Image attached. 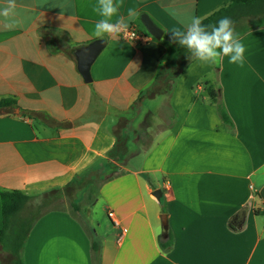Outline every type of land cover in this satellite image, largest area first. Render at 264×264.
Listing matches in <instances>:
<instances>
[{
	"label": "crops",
	"instance_id": "obj_1",
	"mask_svg": "<svg viewBox=\"0 0 264 264\" xmlns=\"http://www.w3.org/2000/svg\"><path fill=\"white\" fill-rule=\"evenodd\" d=\"M231 1L123 0L121 13H140L129 28L145 40L105 36L91 82L76 51L99 40L96 0H16V26L0 17V103L12 102L0 108V232L1 192L38 199L90 168L112 176L99 191L113 233L96 244L98 262L90 231L65 208L37 221L24 264H264V28L240 37L242 65L195 60L170 95L139 102L178 57L171 12L203 20ZM142 14L161 28V40L147 32ZM216 87L229 123L209 96ZM153 117L157 138L129 155L132 137L152 135ZM116 149L120 158H108ZM140 155V166L128 168ZM166 231L169 250L161 246ZM9 256L0 247V264Z\"/></svg>",
	"mask_w": 264,
	"mask_h": 264
},
{
	"label": "trees",
	"instance_id": "obj_2",
	"mask_svg": "<svg viewBox=\"0 0 264 264\" xmlns=\"http://www.w3.org/2000/svg\"><path fill=\"white\" fill-rule=\"evenodd\" d=\"M222 17H229L234 22L235 32L239 37H242L251 30L264 28V0H232L203 19L202 22L204 25L216 24ZM177 51L178 57L160 68L152 85L140 94L139 102L143 99H153L172 93L176 81L184 74L188 64L195 60L186 49L179 45ZM208 93L212 101L220 105L219 112L223 121L229 123L230 118L220 99L219 89L209 88ZM11 103L9 100H4L0 103V108L9 106ZM118 157L120 158V151L116 149L109 154L108 158L116 159ZM105 163L110 164L109 160ZM111 169L116 168L112 167ZM109 172L106 173L102 169L93 171L90 168L74 178L65 187L41 195L36 202L35 199L22 191L1 192L3 228L0 232V247L10 255L5 258L4 264H24V245L37 221L48 212L65 209L63 203L68 197L72 199L68 210L74 217H77L81 211L78 205L81 190H84L86 186L93 185L96 180H100L101 184L98 187L92 186L91 188L92 192L98 193L102 185L112 179ZM78 193L79 195H77ZM166 233V238L161 237V246L162 249L169 250L173 240L172 235L167 231ZM93 249L94 258L98 262L96 244H94Z\"/></svg>",
	"mask_w": 264,
	"mask_h": 264
},
{
	"label": "clouds",
	"instance_id": "obj_3",
	"mask_svg": "<svg viewBox=\"0 0 264 264\" xmlns=\"http://www.w3.org/2000/svg\"><path fill=\"white\" fill-rule=\"evenodd\" d=\"M122 7L123 0H96L93 11L100 19L94 24L93 31L102 42L105 36L118 38L127 32L130 23L139 17L136 8L129 7L125 15L121 13ZM16 8V0H6L0 6V17L4 18L9 28L16 26V22L10 20ZM171 15L176 20L170 31L171 42L178 43L193 58L206 65L222 64L225 57L230 64H243L246 49L229 17L220 18L216 24L204 25L199 16L185 17L175 10Z\"/></svg>",
	"mask_w": 264,
	"mask_h": 264
},
{
	"label": "rangeland",
	"instance_id": "obj_4",
	"mask_svg": "<svg viewBox=\"0 0 264 264\" xmlns=\"http://www.w3.org/2000/svg\"><path fill=\"white\" fill-rule=\"evenodd\" d=\"M193 62L191 63L188 62L189 64L187 68L190 67V65L193 64ZM215 89H220V88L216 87ZM170 94L171 93H169V95ZM219 106L220 105L217 104L218 110H219ZM168 112H169L168 104L167 103L165 104V102H162L160 113L162 114V116H166ZM151 120L148 121V125L146 129H149L148 131H151L152 135L142 134L141 135L142 142H137L136 141L137 138L132 137V141L130 143L129 155L136 153L138 149L147 148L148 145L150 144V141H152L154 137L157 138V134L155 135V133L157 132L156 124L159 123V120L156 119L155 117L151 118ZM148 136H150L151 139L148 138ZM129 158H131V156ZM142 159H143V156L141 157V155L139 156V158H135V159L131 158L132 161L130 162V165L128 166V168L134 169L136 167H139L140 166L139 164L142 161ZM100 184H101V181L96 180L93 185L86 186L84 190H81V193L79 192L81 198H80V201L78 202V205L80 206L81 211L78 213L77 217L85 225L86 229L90 231L95 244H101L104 237L109 236L110 233H113V225L111 223V219L108 217L103 201L99 200V192L94 193L91 191L92 186L98 187ZM79 193L77 195H79ZM71 200L72 199L68 197L64 201L63 205L64 204L65 205L63 207L69 208ZM34 201L36 202L38 201V199H35ZM3 260L4 262H6L5 258H3Z\"/></svg>",
	"mask_w": 264,
	"mask_h": 264
},
{
	"label": "water",
	"instance_id": "obj_5",
	"mask_svg": "<svg viewBox=\"0 0 264 264\" xmlns=\"http://www.w3.org/2000/svg\"><path fill=\"white\" fill-rule=\"evenodd\" d=\"M141 21L145 26L147 32L157 40H161L163 36V31L159 28L155 22L147 15L142 14ZM105 40L103 42L101 40H96L91 44L84 46L76 51V56L78 58L79 70L86 82H91V68L95 63L102 50L105 47ZM154 196L160 199L162 196L161 190H156L154 192ZM167 215L162 216V224L165 229L168 227Z\"/></svg>",
	"mask_w": 264,
	"mask_h": 264
},
{
	"label": "built area",
	"instance_id": "obj_6",
	"mask_svg": "<svg viewBox=\"0 0 264 264\" xmlns=\"http://www.w3.org/2000/svg\"><path fill=\"white\" fill-rule=\"evenodd\" d=\"M119 37L124 41L134 42L139 44L144 42L145 40V37L133 28H128L127 32L122 33ZM109 215L110 217H113L112 213H110ZM115 226L121 227V224L118 221H116Z\"/></svg>",
	"mask_w": 264,
	"mask_h": 264
}]
</instances>
